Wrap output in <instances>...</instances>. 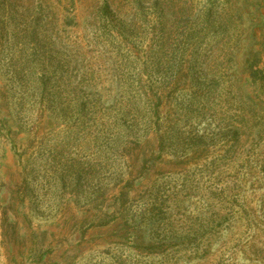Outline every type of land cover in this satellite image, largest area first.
I'll return each mask as SVG.
<instances>
[{
  "label": "rangeland",
  "instance_id": "rangeland-1",
  "mask_svg": "<svg viewBox=\"0 0 264 264\" xmlns=\"http://www.w3.org/2000/svg\"><path fill=\"white\" fill-rule=\"evenodd\" d=\"M0 87V264H264V0H0Z\"/></svg>",
  "mask_w": 264,
  "mask_h": 264
},
{
  "label": "trees",
  "instance_id": "trees-1",
  "mask_svg": "<svg viewBox=\"0 0 264 264\" xmlns=\"http://www.w3.org/2000/svg\"><path fill=\"white\" fill-rule=\"evenodd\" d=\"M252 75L254 78L255 77L254 73ZM131 85L132 84H130V86L128 87H131V90L133 92L132 91L128 92L129 100L126 102H128L130 105H135L136 107H140L141 104L146 105L152 102L150 98V94L147 95L146 91H144L147 88V86H145V89H144V86L140 84L135 85V86H131ZM148 88L151 91L154 90V87H148ZM24 101L25 100L23 99H19L16 101L8 100V97L5 94L4 89L0 87V125L3 126V128H5L9 136L17 134L18 131L20 130L18 126L20 123H22V119L20 117H16V115H13L12 108L9 107L10 105L11 106L16 105L17 106L16 108L18 109H20L24 105L25 106L30 105V108L33 105L34 106L38 105V110L40 111V113H43L44 110H49V109L56 110L55 115L57 116H62L64 113V108L62 106L60 107V105L56 103L57 100L55 99H49V100L37 99V101L28 100L27 102H24ZM122 103H125V102L123 101ZM88 104L90 103L87 101H83L81 104H79L80 111L86 110ZM118 122H120L119 126H122V127L118 128L119 127L118 126L116 128L118 129L116 132L114 131V133H111V134L109 133L110 136H108V139H106L104 143H106V145L107 144L116 145L117 149H119L120 152L126 151V150L128 152L131 151L132 145L136 147H140V142H138V138H137V136L140 134V131H139L140 127L138 124V120L136 118H131L130 121H128L130 122L129 124H127L122 119H120V121L118 120ZM117 124L118 123H116L115 125ZM33 126H36V125L33 124ZM124 156L126 157L129 155L125 154ZM123 194H124L123 192L119 191L120 196H123ZM13 195H14V198L8 197L11 200H8L7 197L0 199L1 209H10L12 208L13 205H15L16 209H19L18 204H21L24 198L23 196H20V193H17V191Z\"/></svg>",
  "mask_w": 264,
  "mask_h": 264
}]
</instances>
